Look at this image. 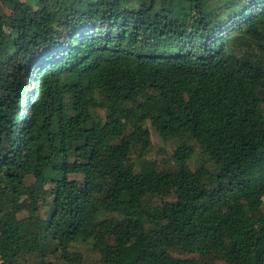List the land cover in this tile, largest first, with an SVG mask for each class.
I'll use <instances>...</instances> for the list:
<instances>
[{"label":"trees","instance_id":"trees-1","mask_svg":"<svg viewBox=\"0 0 264 264\" xmlns=\"http://www.w3.org/2000/svg\"><path fill=\"white\" fill-rule=\"evenodd\" d=\"M4 5L0 264H264V0Z\"/></svg>","mask_w":264,"mask_h":264},{"label":"rangeland","instance_id":"rangeland-1","mask_svg":"<svg viewBox=\"0 0 264 264\" xmlns=\"http://www.w3.org/2000/svg\"><path fill=\"white\" fill-rule=\"evenodd\" d=\"M2 14L9 15L10 9L8 6H2L0 8V16ZM98 114L101 117H105V111L103 109L98 110ZM146 128L149 129L151 134V149L145 155L142 156V152H140L139 148L135 149L133 155V162L136 164L137 168L148 167L152 163H156L159 169H166L172 167L174 164L173 156L175 154L176 149L180 145L178 141H170L165 142L160 135L153 128L151 122L146 123ZM192 147L195 148L196 153L200 155L201 149L194 142H188ZM142 156V157H141ZM205 159L201 157L194 159L192 161V170H195ZM53 191H57V188L52 186L49 187ZM159 203V201H156ZM26 216V214H25ZM83 257L82 264H100L99 257L93 251L90 250L89 247L82 245L81 247L76 248ZM210 264H226L223 261H210Z\"/></svg>","mask_w":264,"mask_h":264}]
</instances>
